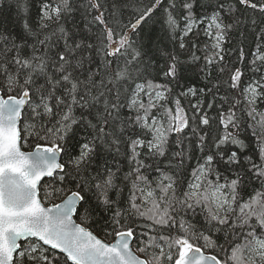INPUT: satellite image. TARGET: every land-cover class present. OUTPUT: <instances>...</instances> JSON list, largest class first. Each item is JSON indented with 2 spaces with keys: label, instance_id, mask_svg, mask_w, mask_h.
<instances>
[{
  "label": "snow or ice",
  "instance_id": "1",
  "mask_svg": "<svg viewBox=\"0 0 264 264\" xmlns=\"http://www.w3.org/2000/svg\"><path fill=\"white\" fill-rule=\"evenodd\" d=\"M5 3L0 264H264V0Z\"/></svg>",
  "mask_w": 264,
  "mask_h": 264
},
{
  "label": "trees",
  "instance_id": "2",
  "mask_svg": "<svg viewBox=\"0 0 264 264\" xmlns=\"http://www.w3.org/2000/svg\"><path fill=\"white\" fill-rule=\"evenodd\" d=\"M16 12H17V9H16V6H15L14 3L11 4V5L5 3L3 5V11H0V20H4L5 23H6V26L8 28H10V29L15 27L13 21L15 20ZM158 16H159V13L157 14V17ZM157 17H154V19H156ZM156 28H157V31H158L159 30V24L156 25ZM15 31L18 32L19 28L15 27ZM197 55H202V53L198 52ZM181 59L182 60H187L188 59V55L187 54H182L181 55ZM203 64H204V62H203V60H201V61L197 62L196 64H189L187 66L186 71H184V73H183L184 78L180 81V87L176 88V93H179L181 88L186 90L187 87L199 88V87L203 86V83H204V81L202 80L203 73L199 71L200 68L203 67ZM217 75H218L217 69H216V67H213V69H212L213 78H215ZM248 75H251V74L249 73ZM245 79H247V76L245 77ZM221 94H223V90L221 91ZM198 99H200L199 96H191V95H189L188 97H181V101L183 103V106L186 109H190V104L196 103ZM209 113H210V115L215 117L216 110L215 109L209 110ZM217 123H218V121H215L213 123V128H216ZM173 139H175V137H173ZM29 145L30 146H26L23 149L24 150H32V147H34V143L32 141H30ZM192 164L193 165L195 164V160L192 161ZM125 168H126V165H125ZM45 182H48V179H45ZM42 194L43 193H41V195ZM53 202H58V200H55ZM75 219H77L78 223L80 222L78 218L75 217ZM97 223L99 225H101V226L103 225V221L102 220H98V221L94 220L92 222V224H91V227L93 228V230L95 231V233L98 236H100L101 238H104L101 235V233L99 232V230H98ZM110 241H111V238H109V242ZM135 247H136V245H133V250H135ZM137 254L139 255V253H137Z\"/></svg>",
  "mask_w": 264,
  "mask_h": 264
},
{
  "label": "water",
  "instance_id": "3",
  "mask_svg": "<svg viewBox=\"0 0 264 264\" xmlns=\"http://www.w3.org/2000/svg\"><path fill=\"white\" fill-rule=\"evenodd\" d=\"M22 150H24V149H22ZM24 151H31V150H24ZM45 179H48V178H45ZM75 218V217H74ZM111 242V241H110Z\"/></svg>",
  "mask_w": 264,
  "mask_h": 264
}]
</instances>
